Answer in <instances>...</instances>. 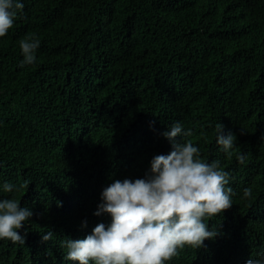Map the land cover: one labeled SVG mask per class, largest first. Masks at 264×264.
<instances>
[{"label":"trees","instance_id":"16d2710c","mask_svg":"<svg viewBox=\"0 0 264 264\" xmlns=\"http://www.w3.org/2000/svg\"><path fill=\"white\" fill-rule=\"evenodd\" d=\"M23 3L0 38V184L30 179L15 195L33 215L18 230L24 245L0 241V264H42L45 249L55 256L54 243L67 237L61 199L143 178L154 156L172 150L162 133L176 121L192 130L202 159L230 171L235 195L208 221L219 234L168 264H245L264 251V0ZM30 34L41 41L37 63L20 67L19 41ZM218 123L236 135L246 165L215 143ZM92 162L108 167L96 187L88 185ZM83 168L86 177L77 173ZM50 186L49 206L58 209L46 213L38 202ZM245 187L250 201L240 198Z\"/></svg>","mask_w":264,"mask_h":264},{"label":"clouds","instance_id":"9594fccd","mask_svg":"<svg viewBox=\"0 0 264 264\" xmlns=\"http://www.w3.org/2000/svg\"><path fill=\"white\" fill-rule=\"evenodd\" d=\"M24 7L23 0H0V38L8 35ZM40 45L35 34L19 41L20 67L37 63ZM192 135L191 129L176 121L162 133L172 150L167 155L154 156L143 178L116 179L100 195L96 193V197L88 196L93 192L91 189L80 199L64 196L61 200L67 209L64 221L67 237L59 245L54 243L56 254L50 259L44 250L42 264H168L186 247L198 250L204 247L205 240L214 239L219 233L208 221L232 207L235 195L229 186L232 175L221 166L220 160L202 159L200 147L188 139ZM214 135L215 143L229 160L235 155L240 165L247 164L248 155L236 151L234 133H225L224 125L218 123ZM86 168L90 177L88 185L96 187L108 167L92 162ZM77 173L87 175L84 168ZM30 183V179H25L19 184H0V193L11 194L0 198V241L25 244L26 236L18 230L30 224L32 206L27 198L23 202L15 194L27 189ZM54 196V186L42 190L38 202L42 212L58 209L57 203L55 208L49 206ZM240 198L253 199V189L243 188ZM54 235L55 228L54 232L48 230L42 234L41 241H52ZM245 264H264V251L247 259Z\"/></svg>","mask_w":264,"mask_h":264}]
</instances>
